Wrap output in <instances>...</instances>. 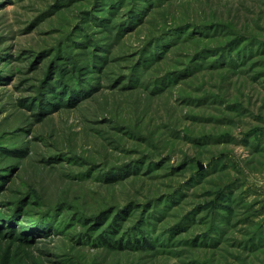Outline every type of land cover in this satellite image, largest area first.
Wrapping results in <instances>:
<instances>
[{
  "label": "rangeland",
  "instance_id": "1",
  "mask_svg": "<svg viewBox=\"0 0 264 264\" xmlns=\"http://www.w3.org/2000/svg\"><path fill=\"white\" fill-rule=\"evenodd\" d=\"M0 264H264V0H0Z\"/></svg>",
  "mask_w": 264,
  "mask_h": 264
},
{
  "label": "trees",
  "instance_id": "2",
  "mask_svg": "<svg viewBox=\"0 0 264 264\" xmlns=\"http://www.w3.org/2000/svg\"><path fill=\"white\" fill-rule=\"evenodd\" d=\"M52 78H53V77H52ZM53 80H55V79L53 78ZM45 81L47 82V80H45ZM51 85H52V84H51ZM43 87H44V86L41 87V91L43 90ZM64 87H65V89H66L67 86H64ZM50 88L52 89V93H56V92H58V88H57V86L55 87L54 84H53V86L48 87V90H49ZM45 89H46V87L44 88V90H45ZM70 89H71V90H76V91H77V94H79L80 92L83 91L84 88H83V86H81V87H80V86H77V87H75L74 89H73V88H70ZM70 89L68 88L67 90L64 91V94H65V95H64V98H66V97L68 96V94H69V92H70ZM44 90H43V92H44ZM48 90H47V91H48ZM56 90H57V91H56ZM59 90H62V91H63L64 89L60 88ZM42 94H43V93H42ZM57 95H59V94H57ZM91 166H93V165H91ZM112 170H113V169H112ZM106 212H108V210H107V209H103V210L99 211L96 215H99V216L101 217L102 215L106 214ZM96 215H95V216H96ZM106 244H107V243H106Z\"/></svg>",
  "mask_w": 264,
  "mask_h": 264
}]
</instances>
